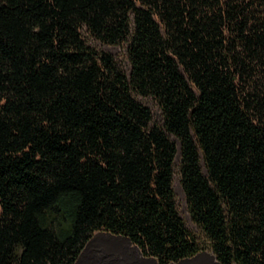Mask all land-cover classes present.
<instances>
[{"label": "trees", "instance_id": "1", "mask_svg": "<svg viewBox=\"0 0 264 264\" xmlns=\"http://www.w3.org/2000/svg\"><path fill=\"white\" fill-rule=\"evenodd\" d=\"M101 231L264 264V0H0V264Z\"/></svg>", "mask_w": 264, "mask_h": 264}, {"label": "rangeland", "instance_id": "2", "mask_svg": "<svg viewBox=\"0 0 264 264\" xmlns=\"http://www.w3.org/2000/svg\"><path fill=\"white\" fill-rule=\"evenodd\" d=\"M101 48L110 51L117 58V60L121 62V64L124 67L128 66L125 60L124 45H118L115 47L101 46ZM140 100L151 109L153 114V119H152L153 123H159L161 119V113L156 102L150 97L140 98ZM173 186H174L178 209L180 215L182 216L185 222L186 227L200 238L202 246H206L208 244L207 241L202 236L199 228L195 225V223H193V221L189 216L186 206L185 196L180 186L177 175H175ZM108 246H109L108 243L104 240L94 241L87 249L81 264H126V261L124 260L125 255L123 253L124 249L118 246V247H113L114 248L113 250H108ZM203 251L212 253V251L209 249H204ZM129 264H132V261L129 260Z\"/></svg>", "mask_w": 264, "mask_h": 264}, {"label": "water", "instance_id": "3", "mask_svg": "<svg viewBox=\"0 0 264 264\" xmlns=\"http://www.w3.org/2000/svg\"><path fill=\"white\" fill-rule=\"evenodd\" d=\"M179 156H177V159ZM96 240H104L108 243V250H113V247H123L122 243L126 242L134 246L135 249L138 250L140 257H135L132 254L127 253L125 250L123 251L125 257L124 260L126 264H129V260L132 261V264H160L155 257L144 256L141 250L132 243L131 239L128 236L122 234H114L111 232L101 231L93 234V236L86 242L84 248L80 252L77 260L74 264H81L83 261V257L86 254L89 246ZM170 264H221L215 257L213 253H209L207 251H202L197 253L196 255L188 258H183L178 262H173Z\"/></svg>", "mask_w": 264, "mask_h": 264}, {"label": "bare ground", "instance_id": "4", "mask_svg": "<svg viewBox=\"0 0 264 264\" xmlns=\"http://www.w3.org/2000/svg\"><path fill=\"white\" fill-rule=\"evenodd\" d=\"M122 245L127 253L132 254L135 257H140L138 250L135 249L133 245L128 244L126 242H123Z\"/></svg>", "mask_w": 264, "mask_h": 264}]
</instances>
